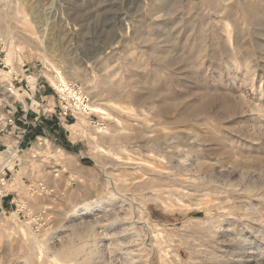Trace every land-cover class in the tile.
Wrapping results in <instances>:
<instances>
[{"label":"rangeland","instance_id":"obj_1","mask_svg":"<svg viewBox=\"0 0 264 264\" xmlns=\"http://www.w3.org/2000/svg\"><path fill=\"white\" fill-rule=\"evenodd\" d=\"M263 31L264 0H0V135L33 134L0 147V264H264ZM50 63L104 112L63 116Z\"/></svg>","mask_w":264,"mask_h":264},{"label":"crops","instance_id":"obj_2","mask_svg":"<svg viewBox=\"0 0 264 264\" xmlns=\"http://www.w3.org/2000/svg\"><path fill=\"white\" fill-rule=\"evenodd\" d=\"M13 82L22 83L27 82V77L20 76L19 79H13ZM16 83V84H17ZM30 89L27 90L26 95L21 94V99L16 101V114H17V121H21L22 118L34 119L37 120L39 123V118L42 116L44 117L45 109L44 107H52L54 106L55 98L54 92L51 90V87L45 86L35 81L34 91L32 87L28 84ZM23 84L18 88L22 89ZM52 109V108H51ZM51 109H47L48 111ZM14 112V111H13ZM12 112V113H13ZM40 124V123H39ZM28 128V127H27ZM23 128V126H15L12 125L6 133L0 135V147L5 148H16L19 151V148H23L26 146L30 140L32 139L31 129Z\"/></svg>","mask_w":264,"mask_h":264},{"label":"bare ground","instance_id":"obj_3","mask_svg":"<svg viewBox=\"0 0 264 264\" xmlns=\"http://www.w3.org/2000/svg\"><path fill=\"white\" fill-rule=\"evenodd\" d=\"M218 1V0H217ZM248 5V4H247ZM233 6V5H232ZM251 7V6H250ZM255 10V9H254ZM256 11V10H255ZM223 12H224V10H223ZM31 13V12H30ZM245 15V14H244ZM226 16V15H225ZM35 18H37V16L36 17H33V19H35ZM227 28V27H226ZM54 30V27H50V23L48 22V18H42V22H40V25L38 26V28H37V33H36V37L38 36L39 37V39H40V41H41V43H42V45H43V43H44V46H45V48H44V50H47L46 52H48V51H51V52H54V50H59L58 52H59V54H58V61H66L67 62V64L68 65H71L72 64V62L69 60V59H67L66 58V56H64L65 55V51L63 50V48H60V47H55L54 45H52L51 44V42H46V40H47V38L49 37V36H51V32ZM55 30H56V28H55ZM58 31V30H57ZM264 32V31H263ZM61 35H63V34H61ZM227 35H228V32H227ZM47 37V38H46ZM46 39V40H45ZM48 40H50V39H48ZM230 41L228 40V43H229ZM37 44H39L38 42H37ZM57 45V44H56ZM53 57V56H52ZM56 57V56H55ZM171 63H172V61H171ZM86 64V63H85ZM183 64V63H182ZM50 65H51V69L53 70L52 71V73H54L53 74V76H52V78H50V82L52 83V85H54L56 88H59V89H61V91H64V90H66V91H69V89H70V87L68 86V83H67V81H66V78L63 76V74H61V72L58 70V69H56L51 63H50ZM235 65V64H234ZM69 68V67H68ZM181 69V68H180ZM82 70V69H81ZM252 75V74H251ZM70 78V77H69ZM253 81V80H252ZM3 87V91L7 94L8 93V97H10L11 98V96H14V97H17L18 96V93L17 92H14L12 89H8V88H6V87H4V86H2ZM2 89V88H1ZM2 91V92H3ZM9 92H10V94H9ZM72 96L74 97V98H77V94H76V92L75 93H73L72 94ZM206 98V97H205ZM78 100H80V98H78ZM228 100V99H227ZM226 100V101H227ZM225 101V102H226ZM231 101V100H230ZM207 102H208V100H207ZM222 102H224V101H222ZM87 103V102H86ZM85 103V101L81 104V106L84 104V111L83 110H81L82 112H86V110L87 109H89L91 112H96V113H101V112H104V111H102L100 108H98V107H96V106H92V105H88V104H86ZM230 103V102H229ZM229 103H227V104H229ZM204 104V103H203ZM206 104V103H205ZM226 104V105H227ZM233 103H231V105H232ZM200 105V104H199ZM231 105H229V107L231 106ZM228 106V105H227ZM204 107V106H203ZM203 107H201V109L203 108ZM227 108V109H231V108ZM220 108H222V107H220ZM219 108V109H220ZM194 108H190V113H194V112H199L201 109H200V107H196V109H194ZM227 113H229V112H227ZM189 114V113H188ZM190 116V115H189ZM192 116V115H191ZM194 116H197V115H195L194 114ZM193 117V116H192ZM40 144V143H39ZM39 144H38V146H37V148H38V150L39 149H43L42 147H40L39 146ZM42 146V145H41ZM36 148V147H35ZM188 170V169H187ZM165 173H167V172H165ZM164 173V174H165ZM119 211H120V209H119ZM97 218V217H96ZM242 222V221H241ZM118 223V222H117ZM108 224V223H107ZM245 224V223H244ZM237 225V224H236ZM102 227V226H101ZM225 231V230H224ZM100 235V234H99ZM104 236V235H103ZM234 237V236H233ZM102 238V237H101ZM258 238V237H257ZM94 239V238H93ZM100 240V239H99ZM97 242V241H96ZM238 242V241H237ZM241 242V241H240ZM239 243V242H238ZM237 243V244H238ZM126 248V247H125ZM221 250V249H220ZM225 251V250H224ZM222 252V251H221ZM220 252V253H221ZM130 253V252H129ZM134 253V252H133ZM226 253V252H225ZM78 255V254H77ZM129 256V255H128ZM138 256V255H137ZM124 258V257H123ZM132 258V257H131ZM129 259H130V257H129ZM138 259V258H137ZM83 261H85V260H83ZM131 261V260H130ZM86 262V261H85ZM127 262V261H126ZM132 262H133V260H132ZM72 264V263H71ZM82 264V263H81ZM86 264V263H85ZM92 264V263H91ZM108 264V263H107ZM133 264V263H132Z\"/></svg>","mask_w":264,"mask_h":264},{"label":"built area","instance_id":"obj_4","mask_svg":"<svg viewBox=\"0 0 264 264\" xmlns=\"http://www.w3.org/2000/svg\"><path fill=\"white\" fill-rule=\"evenodd\" d=\"M0 65H2V67H3V64L0 62ZM10 90V89H9ZM67 91L66 90H64V91H61V89H60V91L57 93V96H58V99H59V101H61L62 103H65L66 104V107L64 108V110H63V116H67L68 115V113H67V107L69 108L68 109V111H73L72 110V108L73 109H75V108H81L83 111L85 110L84 109V104L81 106V104L85 101V103L87 102V99L84 97V98H81V100L80 101H78V99H77V101L74 103V105H68L67 104V100L69 99V97L67 98ZM59 94V95H58Z\"/></svg>","mask_w":264,"mask_h":264}]
</instances>
